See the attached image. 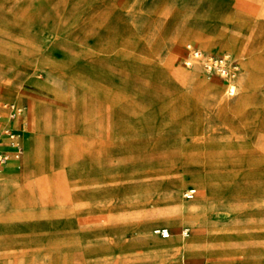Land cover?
Listing matches in <instances>:
<instances>
[{
  "label": "rangeland",
  "instance_id": "1",
  "mask_svg": "<svg viewBox=\"0 0 264 264\" xmlns=\"http://www.w3.org/2000/svg\"><path fill=\"white\" fill-rule=\"evenodd\" d=\"M190 41L239 58L234 94L228 79L183 63ZM0 95L25 108L15 180L36 192L13 207L42 210L20 226L0 206L1 264H67L57 238L100 214L108 222L92 240L129 241L131 208L136 218L181 211L170 236L213 231L220 256L185 264H264V0H0ZM161 226L151 233L161 238Z\"/></svg>",
  "mask_w": 264,
  "mask_h": 264
},
{
  "label": "crops",
  "instance_id": "2",
  "mask_svg": "<svg viewBox=\"0 0 264 264\" xmlns=\"http://www.w3.org/2000/svg\"><path fill=\"white\" fill-rule=\"evenodd\" d=\"M0 99L7 100L3 98L1 95H0ZM32 104H33L32 108L35 109L36 108L35 103L32 102ZM24 115L25 112L20 118L15 119L14 121L11 122V124L15 128L19 129V131L21 132L20 140L23 144V147H24L23 137L25 133L24 120H23ZM7 122L8 120L5 119L4 123ZM1 127H2V123H0V130ZM25 143L27 145V148L30 149V143L28 141V137L25 139ZM23 156L24 153L22 157ZM19 160L21 159H14V158L11 159L9 163L2 169L3 171L0 173V200H1L0 206L4 205L5 207L4 214L5 217L7 218L9 215L10 225H20V226L37 225L35 221L33 222V221H22V220H26L32 216H35L37 218L38 214L41 215L42 210H37L36 208L16 209L15 207H13L14 205H20L22 207V205L27 204L29 202L28 200H33L34 197L25 196V195H32L36 193L33 191L35 187L29 185L21 186L20 184H18L19 182L15 180V175L19 173V169L21 167ZM24 173L26 172L24 171ZM2 192H4L5 194H10L11 196H5L2 201V195H1ZM8 206L12 208L8 209ZM125 213L126 211L124 212V214ZM167 213L169 214L165 213L163 218H158V219L150 218L148 220L147 218L149 217L147 218L142 217L137 219L136 216L138 212L132 208L130 210H127V214L124 215L123 218L125 217L132 221L128 222L127 225H125V228L131 229L136 232V235L129 241L125 240V236L123 234H121L123 237L119 235L111 239H105L100 241L92 240L91 235L93 234V231L102 229L103 225L107 224L108 222L107 215L100 214L92 218L91 225L87 230L82 232H75L73 235H71L72 236L71 238L69 237L67 239H64V236L59 235V237L57 238L58 239L57 246L62 247L68 252L70 251L67 254V258H66L67 264H90V263H84L82 261V259L80 258L81 254L82 255L86 254L87 257L90 258L93 255L105 256L112 252H119L122 254L124 251L125 252L131 251L132 258L125 261L115 260L108 264H185L184 258L186 255H191L193 253H198V252L204 253L205 256H207L208 258H214L216 256H220V254L217 252V250L219 249L218 248L219 243L217 242V239L213 236L212 230H210L209 233L205 236L200 237L195 235L185 240L181 239L182 236L181 237L176 236L175 233L168 237L162 236L161 238L151 233L150 226H152L153 224L164 222L168 226H161V227L168 228L170 230V227H173V224L177 223L179 220H182L181 212H175V214H172L171 211L168 210ZM178 215H180V217ZM16 218H19L21 221L19 222L13 221ZM135 221L138 223H136ZM162 238L168 240L164 241ZM21 243H23L22 239H16L13 241L6 242V244L9 245H19V244L22 245ZM13 263H15L13 259L8 262V264H13ZM18 264H25V263L22 261L19 262ZM208 264H229V262L224 260L210 259V262H208Z\"/></svg>",
  "mask_w": 264,
  "mask_h": 264
},
{
  "label": "built area",
  "instance_id": "3",
  "mask_svg": "<svg viewBox=\"0 0 264 264\" xmlns=\"http://www.w3.org/2000/svg\"><path fill=\"white\" fill-rule=\"evenodd\" d=\"M182 60L188 67L199 65L209 76H221L232 83L243 71L239 58L234 53L230 51L222 53L205 51L191 41L186 44V54ZM235 92L232 88L230 89L231 94ZM24 112L23 105L0 99V123H2L0 130V171L11 159H21L24 153V147L20 140L21 132L11 124L12 121L20 118ZM5 119L8 120L7 123H4ZM196 193L197 189L192 187L186 190L185 195L191 198ZM155 232L166 237L170 231L167 228H158ZM185 232L188 233L189 230L186 229Z\"/></svg>",
  "mask_w": 264,
  "mask_h": 264
},
{
  "label": "bare ground",
  "instance_id": "4",
  "mask_svg": "<svg viewBox=\"0 0 264 264\" xmlns=\"http://www.w3.org/2000/svg\"><path fill=\"white\" fill-rule=\"evenodd\" d=\"M204 38V39H203ZM201 40H202V42H203V45L204 46H206V39H205V37L203 36V35H201ZM236 41H238L237 39H236ZM209 42V41H208ZM238 47L240 48V50H241V52H242V54L243 55H245V54H248V47H247V44L246 43H239V45H238ZM229 82V81H228ZM201 86H202V88L204 89V90H206L214 99H216L222 106H224V107H232L233 106V104L230 102V101H228L227 99H225L224 97H223V91L221 90V88L219 87V88H211L210 86H209V81L208 80H203L202 82H201ZM216 87V86H215ZM236 85L234 84V83H232V82H229V91H230V89L232 88L234 91H236ZM241 101H242V98H241ZM18 104V103H17ZM3 186V185H2ZM15 186V185H14ZM7 189H8V187H7ZM3 191V190H2ZM1 201V200H0ZM184 207H186V206H189V205H186V204H184L183 205ZM172 210V209H171ZM182 211H184V209L182 210ZM181 212V211H180ZM167 214H169V213H167ZM174 214V213H173ZM164 215V214H163ZM169 216V215H168ZM179 217H180V215H178ZM148 217V216H147ZM146 217V218H147ZM158 217V216H157ZM156 217V218H157ZM161 217V216H160ZM159 217V218H160ZM143 218H145V217H143ZM138 219V218H137ZM148 220L150 219V218H147ZM136 220V219H135ZM153 220V219H152ZM139 221V220H138ZM151 221V220H150ZM136 222V221H135ZM136 223H138V222H136ZM103 225V224H102ZM102 225H100V226H102ZM161 228H163V227H161ZM158 228H156L155 229V231L157 230ZM168 229V228H167ZM170 231V230H169ZM184 235H189V233H187V232H184ZM168 236H170V232H169V235ZM168 236H166V237H168ZM164 237V236H163ZM181 237V236H180ZM164 241H167L168 239H164V238H162ZM181 239H183V240H185V239H187L186 237H184V236H182L181 237ZM189 243H190V241H189ZM163 245V244H162ZM194 246V245H193ZM156 247V246H155ZM159 247V246H158ZM148 249V248H147ZM150 249V248H149ZM157 249V248H156ZM135 250V249H134ZM142 250V249H141ZM123 251V250H122ZM153 251V250H152ZM136 253V252H135ZM168 254V253H167ZM176 255V254H175ZM178 255H179V253H178ZM163 256V255H162ZM130 258H132V252L131 251H128V252H123L122 254L121 253H119V252H117V254H116V256H115V259L114 260H110V261H107V262H103V263H101V264H108V263H111V262H113V261H115V260H123V261H125V260H129ZM185 259V258H184ZM82 261L84 262V263H86L83 259H82ZM184 262V261H183Z\"/></svg>",
  "mask_w": 264,
  "mask_h": 264
}]
</instances>
